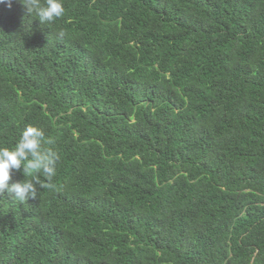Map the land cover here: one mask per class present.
Wrapping results in <instances>:
<instances>
[{
  "label": "trees",
  "instance_id": "trees-1",
  "mask_svg": "<svg viewBox=\"0 0 264 264\" xmlns=\"http://www.w3.org/2000/svg\"><path fill=\"white\" fill-rule=\"evenodd\" d=\"M0 264H264V0H0Z\"/></svg>",
  "mask_w": 264,
  "mask_h": 264
}]
</instances>
